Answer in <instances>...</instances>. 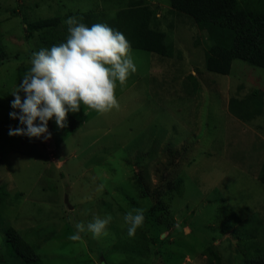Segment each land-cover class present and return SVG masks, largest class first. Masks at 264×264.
I'll return each instance as SVG.
<instances>
[{
	"label": "rangeland",
	"instance_id": "374dc122",
	"mask_svg": "<svg viewBox=\"0 0 264 264\" xmlns=\"http://www.w3.org/2000/svg\"><path fill=\"white\" fill-rule=\"evenodd\" d=\"M89 11L116 19L126 39L160 33L164 55L131 47L137 70L117 83L118 107L81 105L62 128L49 120L47 140L9 135L21 126L10 92L32 54ZM207 41L170 0H0V264H25L9 228L43 264H239L264 248V67L234 58L229 74L212 72ZM247 108L259 112L244 119ZM134 208L145 219L129 237ZM106 214L108 236L68 239Z\"/></svg>",
	"mask_w": 264,
	"mask_h": 264
},
{
	"label": "clouds",
	"instance_id": "9594fccd",
	"mask_svg": "<svg viewBox=\"0 0 264 264\" xmlns=\"http://www.w3.org/2000/svg\"><path fill=\"white\" fill-rule=\"evenodd\" d=\"M67 36L63 42L41 48L32 54L30 66L23 73L11 95L9 116L21 126L9 128V135L47 140L49 120L58 127L66 124L69 112H78L85 105L98 113L118 107L115 89L124 85L136 64L131 46L123 33L104 23L90 26L77 16H68ZM23 93V99L20 93ZM102 185L100 189H102ZM144 209L134 208L123 215L127 235L133 237L144 222ZM110 214L93 215L85 225L75 224L68 239L77 241L88 231L93 239L109 235Z\"/></svg>",
	"mask_w": 264,
	"mask_h": 264
},
{
	"label": "trees",
	"instance_id": "16d2710c",
	"mask_svg": "<svg viewBox=\"0 0 264 264\" xmlns=\"http://www.w3.org/2000/svg\"><path fill=\"white\" fill-rule=\"evenodd\" d=\"M170 2L177 11L192 16L199 29L206 32L208 41L205 50V65L208 70L219 74H229L234 58H242L264 67V8L252 6L257 2L264 4V1L170 0ZM76 16L88 26L94 23H104L115 30H121V23L117 22L116 19H107L95 11L77 14ZM57 25L58 19L56 17L44 18L30 23L28 28L34 31L39 28H53ZM66 36L67 25H64L62 29H57L54 38L50 39V46L63 42ZM163 39L164 37L160 33L154 31H148L143 36L127 37L132 48L164 55L163 52L166 48ZM46 44L49 45L48 42ZM4 57V52L0 51V60ZM232 100L235 105L237 102L245 104L242 100L231 99L230 105ZM258 112L259 109L247 108L241 117L249 118ZM168 187L171 189L170 184ZM7 239L13 253L19 255L25 264H43L40 257L35 252H31L30 247L23 244L14 228H9ZM215 264H222V262L218 259ZM239 264H264V248L252 251L251 255L241 260Z\"/></svg>",
	"mask_w": 264,
	"mask_h": 264
}]
</instances>
